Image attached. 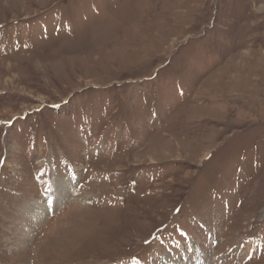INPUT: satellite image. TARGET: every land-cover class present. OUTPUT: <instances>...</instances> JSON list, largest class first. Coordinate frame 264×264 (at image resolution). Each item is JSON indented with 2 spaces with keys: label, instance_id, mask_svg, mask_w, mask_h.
Returning a JSON list of instances; mask_svg holds the SVG:
<instances>
[{
  "label": "rangeland",
  "instance_id": "obj_1",
  "mask_svg": "<svg viewBox=\"0 0 264 264\" xmlns=\"http://www.w3.org/2000/svg\"><path fill=\"white\" fill-rule=\"evenodd\" d=\"M0 264H264V0H0Z\"/></svg>",
  "mask_w": 264,
  "mask_h": 264
},
{
  "label": "bare ground",
  "instance_id": "obj_2",
  "mask_svg": "<svg viewBox=\"0 0 264 264\" xmlns=\"http://www.w3.org/2000/svg\"><path fill=\"white\" fill-rule=\"evenodd\" d=\"M56 187H59V188H61V184H60V182H59V184H57L56 185ZM57 189V188H56ZM61 193H62V190H59L58 192H57V194H60L61 195ZM58 197V196H57ZM56 197V198H57ZM53 202H54V197H53Z\"/></svg>",
  "mask_w": 264,
  "mask_h": 264
}]
</instances>
